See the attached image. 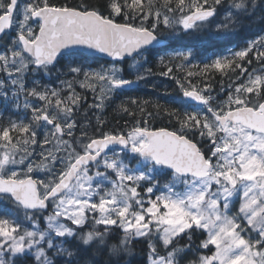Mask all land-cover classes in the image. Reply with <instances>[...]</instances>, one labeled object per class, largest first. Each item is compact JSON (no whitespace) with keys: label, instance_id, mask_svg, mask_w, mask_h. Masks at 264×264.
I'll return each instance as SVG.
<instances>
[{"label":"snow or ice","instance_id":"obj_1","mask_svg":"<svg viewBox=\"0 0 264 264\" xmlns=\"http://www.w3.org/2000/svg\"><path fill=\"white\" fill-rule=\"evenodd\" d=\"M0 264H264V0H0Z\"/></svg>","mask_w":264,"mask_h":264},{"label":"trees","instance_id":"obj_2","mask_svg":"<svg viewBox=\"0 0 264 264\" xmlns=\"http://www.w3.org/2000/svg\"><path fill=\"white\" fill-rule=\"evenodd\" d=\"M235 42L236 41H234V43ZM206 48H207V52L211 53L213 50H218L222 48V45L219 43L212 42L209 45H207ZM155 71L158 72L159 70L155 69ZM211 83L214 89L213 94L218 93L220 91V86H221L220 73H215ZM223 83L225 86H227L228 84L227 77L223 79ZM127 95L139 98L141 100H151L153 102L158 101L161 105L165 107H171L172 105L169 100V97L178 95V89H176L174 81H172L171 79L167 77H161L159 75H155L150 78L147 84L141 82L138 89L130 91L129 93H127ZM148 110L154 111V108L149 106ZM103 118L108 121L109 127H117V125H119L120 127H123L125 120L129 119L127 116L118 115L116 112L113 111L112 108H109L107 110V113L105 114ZM94 120H95V117H93V121ZM161 122L167 123L166 118L163 121H161L160 119L156 121L157 124H160ZM141 247L142 245L136 246L137 255H139V251Z\"/></svg>","mask_w":264,"mask_h":264},{"label":"rangeland","instance_id":"obj_3","mask_svg":"<svg viewBox=\"0 0 264 264\" xmlns=\"http://www.w3.org/2000/svg\"><path fill=\"white\" fill-rule=\"evenodd\" d=\"M91 100V97L89 96V101Z\"/></svg>","mask_w":264,"mask_h":264}]
</instances>
